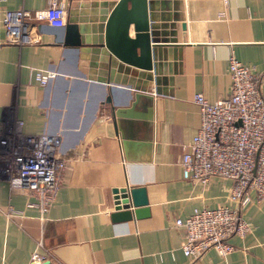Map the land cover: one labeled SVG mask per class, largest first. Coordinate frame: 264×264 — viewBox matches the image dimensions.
<instances>
[{"label":"crops","instance_id":"1","mask_svg":"<svg viewBox=\"0 0 264 264\" xmlns=\"http://www.w3.org/2000/svg\"><path fill=\"white\" fill-rule=\"evenodd\" d=\"M63 1L67 16L77 17L88 4L115 0ZM155 1L158 13L169 15L159 21L173 23L174 35L158 83L142 90L141 77L108 83L89 74L63 30L46 23L36 24L34 43L5 42L3 9L44 7L47 0H0V134L20 119L25 134L58 135L66 159L44 218L28 189H10L0 163V264H27L38 240L48 254L43 264H264V198L241 207L251 230L233 235L234 248L224 256L214 248L185 256L184 231L174 223L193 207L228 203L230 179L184 180L179 159L199 126L193 94L210 101L228 94L230 54L253 67L264 98V0ZM37 68L57 74L40 86L31 76ZM113 111L128 116L121 130ZM125 184L144 187L147 213L113 220L112 188ZM9 206L18 212L7 215Z\"/></svg>","mask_w":264,"mask_h":264},{"label":"built area","instance_id":"2","mask_svg":"<svg viewBox=\"0 0 264 264\" xmlns=\"http://www.w3.org/2000/svg\"><path fill=\"white\" fill-rule=\"evenodd\" d=\"M67 10L63 0H47L39 8H5L1 24L5 42L21 45L37 41L36 24L63 26ZM230 90L214 101L201 92L193 94L199 108V126L182 147L179 159L182 178L206 184L212 176L228 178L232 184L228 203L215 207H193L185 217H177L182 227L183 254L200 257L210 248L226 255L234 248L233 235L243 237L251 227L241 215V207L264 198V98L260 78L251 65L228 56ZM51 69H31L34 81L45 86L55 77ZM16 120L0 134V163L11 190L28 189L44 218L61 186L66 159L58 152L60 137L48 132L25 134ZM124 161V157H122ZM18 211L9 206L7 215ZM36 242L27 264H43L48 254Z\"/></svg>","mask_w":264,"mask_h":264},{"label":"water","instance_id":"3","mask_svg":"<svg viewBox=\"0 0 264 264\" xmlns=\"http://www.w3.org/2000/svg\"><path fill=\"white\" fill-rule=\"evenodd\" d=\"M157 3L155 0H115L111 4H88L89 8L77 17L68 13L65 25H50V28L63 30L60 33L64 43L83 60L89 74H97L98 80L108 83L122 80L133 83L134 78L141 77L146 81L140 87L143 90L153 82L158 83L156 73L162 65L159 62L167 55L164 47L171 44L167 43L171 42L168 36L174 35L173 23L166 25L159 21L168 20L169 15L158 13ZM181 26L184 28L185 24ZM131 28L132 34L129 33ZM118 116L113 111L117 131L122 129V117L128 118L126 114ZM124 121L130 126L128 119ZM112 194L110 216L113 220L147 213L148 201L143 186L113 187Z\"/></svg>","mask_w":264,"mask_h":264}]
</instances>
